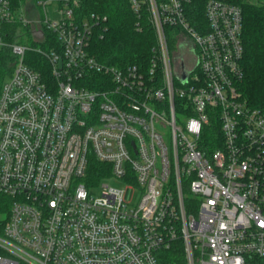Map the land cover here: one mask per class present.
<instances>
[{"label":"built area","instance_id":"obj_1","mask_svg":"<svg viewBox=\"0 0 264 264\" xmlns=\"http://www.w3.org/2000/svg\"><path fill=\"white\" fill-rule=\"evenodd\" d=\"M129 2L155 35L145 67L99 62L106 18L76 16L77 0H0V264L264 256V109L238 89L241 8L206 0L192 25L193 0ZM166 27L189 59H173ZM91 157L121 185L86 186Z\"/></svg>","mask_w":264,"mask_h":264},{"label":"trees","instance_id":"obj_2","mask_svg":"<svg viewBox=\"0 0 264 264\" xmlns=\"http://www.w3.org/2000/svg\"><path fill=\"white\" fill-rule=\"evenodd\" d=\"M74 8L76 16L82 17L96 14L106 18L107 29L101 38L95 34L91 39L90 52L95 58L108 65L124 67L136 64L145 67L149 61L152 49L156 44L153 29L146 23V12L142 11L141 30L135 28L137 20L129 0H77ZM238 5L242 11V46L243 54L240 61L242 79L238 84L241 97L252 107L264 109V2L256 0L249 3L246 0H220ZM206 0H193L187 6L188 19L196 25L198 18H203V6ZM3 38L12 41L13 26L4 27ZM169 48L172 47L179 35L174 29L165 28ZM5 33H8L5 36ZM29 39L31 37L27 36ZM40 59L28 53L26 60ZM10 55L8 51L0 52V86L4 81L9 68ZM29 62V61H28ZM36 62V65L38 64ZM43 63V62H42ZM35 64V63H34ZM177 100H175V104ZM108 165L98 162L95 158L89 159L86 177V186L98 184L106 176ZM8 200L0 196V201ZM1 253V251H0ZM176 264H186L182 254L174 255L171 259ZM249 264H264V256H254Z\"/></svg>","mask_w":264,"mask_h":264},{"label":"rangeland","instance_id":"obj_3","mask_svg":"<svg viewBox=\"0 0 264 264\" xmlns=\"http://www.w3.org/2000/svg\"><path fill=\"white\" fill-rule=\"evenodd\" d=\"M260 2H264L263 0H259ZM246 2H249V3H253V2H256V0H246ZM180 39V38H179ZM28 45L32 44L31 43V39L26 41ZM172 57L175 61L179 60L180 58H184V59H189V56L186 52V50H183L180 46H179V43H178V39L175 41L173 47H172ZM102 183H105V184H108V185H111V186H120L121 184L111 178H105L101 181ZM139 191L136 190L135 193H131L128 192L126 194V199L129 200L130 202H135L139 196ZM6 217V215L4 213L0 214V218L4 219Z\"/></svg>","mask_w":264,"mask_h":264}]
</instances>
